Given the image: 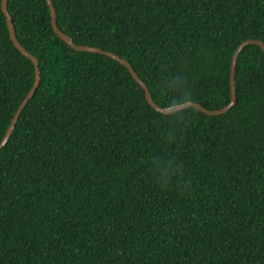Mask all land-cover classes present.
<instances>
[{
    "label": "trees",
    "instance_id": "obj_1",
    "mask_svg": "<svg viewBox=\"0 0 264 264\" xmlns=\"http://www.w3.org/2000/svg\"><path fill=\"white\" fill-rule=\"evenodd\" d=\"M162 107L232 97L264 0H51ZM40 83L0 149V264H264V51L236 103L165 114L47 0H8ZM36 80L0 0V142Z\"/></svg>",
    "mask_w": 264,
    "mask_h": 264
},
{
    "label": "water",
    "instance_id": "obj_2",
    "mask_svg": "<svg viewBox=\"0 0 264 264\" xmlns=\"http://www.w3.org/2000/svg\"><path fill=\"white\" fill-rule=\"evenodd\" d=\"M49 2L50 8H51V12H52V24L54 27L55 32L61 36V38L63 40H65L66 43H68L70 46H72L74 49L76 50H81V51H91V52H98V53H104L106 55H109L117 60H119L122 64H124L125 66H127V68L130 70V72L133 74V76L135 77V79L141 84V86L144 88L145 92H146V97L149 101V103L155 107L158 111L165 113V114H169L172 112H175L177 110L183 109V108H187L190 106H194L197 109L205 112L206 114L209 115H219V114H223L229 111V109L234 106V104L236 103V88H235V72H236V61H237V57L239 55V53L241 52V50L249 44H257L259 45L263 51H264V42L262 40H257V39H247L245 41H243L235 50L234 54H233V60H232V70H231V87H232V97L230 102L225 105L222 108L219 109H208L205 108L204 106H202L201 104L194 102V101H187V102H183L180 104H175L172 106H168V107H162L160 105H158L152 98L151 92L147 86V84L140 78V76L137 74V72L134 70V68L131 66V64L121 58L118 54H115L111 51L108 50H104L102 48L99 47H95V46H89V45H81V44H77L75 43V41L73 40V38L68 35L67 33H65L64 31H62L58 25H57V21H56V12L53 6V3L51 0H47ZM2 8L5 12L6 18H7V23H8V27L10 30V34H11V38L13 40V42L15 43V45L17 46L18 49H20L26 56H28L30 59H32L35 63V68H36V80L34 82L33 87L31 88V90L29 91V93L27 94V96L25 97V99L23 100V102L21 103L20 107L18 108L14 118L12 119V122L4 136V138L2 139V141L0 142V149L5 146L7 144V142L9 141L11 134L15 128V125L23 111V109L25 108L26 104L28 103V101L32 98V96L34 95L39 83H40V79H41V72H40V67H39V62L38 59L32 54L30 53L18 40L16 33H15V26L14 23L12 21L11 15L9 13V9H8V0H2Z\"/></svg>",
    "mask_w": 264,
    "mask_h": 264
}]
</instances>
